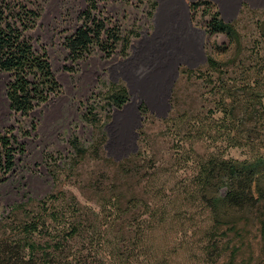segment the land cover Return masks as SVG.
<instances>
[{
	"label": "rangeland",
	"instance_id": "obj_1",
	"mask_svg": "<svg viewBox=\"0 0 264 264\" xmlns=\"http://www.w3.org/2000/svg\"><path fill=\"white\" fill-rule=\"evenodd\" d=\"M35 1L40 18L30 35L35 46L47 52L62 91L30 116H21L11 109L6 94L11 75L0 70V135L11 130L24 146L15 171L0 178V238L15 237L9 232L16 218L24 216L21 210H37L55 190L53 173L62 170L71 153L70 138L92 142L95 128L85 119L91 110L104 124L108 157L119 160L142 148L152 155L157 164L149 167L155 172L153 184L167 194L169 206L170 194L192 181L206 155L239 159L250 155L247 146H229L221 137L223 131L209 128L214 85L201 69L208 56L227 60L233 48L226 34L208 31L210 16L203 5H196L202 0H100L99 15L125 40L111 55L95 48L80 60L70 57L65 38L81 25L87 0ZM209 1L243 35L241 60L247 67L264 59V0ZM236 69L237 73L224 74L230 83L254 81ZM115 84L129 92L121 108L106 103ZM144 163L150 166L152 161L147 158ZM64 184L83 203L97 205L87 201L71 180ZM180 216L172 214L167 224L152 230L150 248L134 264H208L199 246L203 236L186 234L179 220L201 219V213ZM248 241L255 257L248 250L235 263L264 264L260 234L254 232ZM217 264L229 261L224 257Z\"/></svg>",
	"mask_w": 264,
	"mask_h": 264
},
{
	"label": "trees",
	"instance_id": "obj_2",
	"mask_svg": "<svg viewBox=\"0 0 264 264\" xmlns=\"http://www.w3.org/2000/svg\"><path fill=\"white\" fill-rule=\"evenodd\" d=\"M99 1L87 0L81 25L65 38L73 60L86 58L95 48L111 55L125 40L99 15ZM196 5H203L210 16L208 31L226 34L233 48L227 60L208 56L201 69L214 85L209 128L223 131L221 137L229 146H247L250 155H206L192 181L170 194L169 206L167 194L153 184L155 172L149 167L157 164L152 155L142 148L119 160L108 157L104 124L91 110L85 119L95 128L92 142L70 138L71 153L62 170L53 173L55 190L37 210H21L24 216L16 218L9 232L15 237L0 238V264H134L150 248L152 230L167 224L172 214L177 218L184 213L202 215L179 220L186 234L203 236L199 246L208 264L224 257L236 264L248 250L255 257L248 241L254 232L262 238L264 259V59L247 67L241 60L243 35L235 23L226 21L209 0ZM39 18L35 0H0V70L11 75L6 87L11 109L25 117L62 91L47 52L37 48L30 35ZM239 67L254 81L239 85L225 79L226 71L237 73ZM105 99L108 106L121 108L129 92L115 84ZM22 151L13 131L0 135V178L15 171ZM147 158L150 166L144 163ZM66 179L97 205L83 203L66 188Z\"/></svg>",
	"mask_w": 264,
	"mask_h": 264
}]
</instances>
